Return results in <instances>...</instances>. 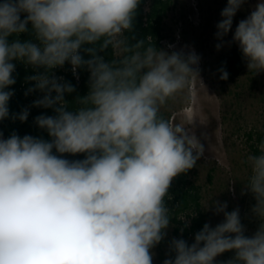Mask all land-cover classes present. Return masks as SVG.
<instances>
[{
	"label": "clouds",
	"instance_id": "obj_1",
	"mask_svg": "<svg viewBox=\"0 0 264 264\" xmlns=\"http://www.w3.org/2000/svg\"><path fill=\"white\" fill-rule=\"evenodd\" d=\"M142 2L0 0V122L24 123L30 108L53 113L33 120L48 139L0 131V264H153L173 219V181L205 153L194 132L161 109L194 77L203 82L194 48L137 38ZM246 3L226 0L215 47L232 33L228 43L257 75L264 72V0L233 31ZM17 63L35 73L25 77V96L39 93L18 113L9 108ZM66 64L77 81L80 70L89 73L87 93L71 102L66 95L76 86L55 72ZM218 72L229 78L224 66ZM257 147L241 192L255 200L257 229L247 234L239 207L228 211L227 201L213 199L206 211L223 219L204 223L190 243L185 218L162 264H264V140ZM225 253L232 255L218 260Z\"/></svg>",
	"mask_w": 264,
	"mask_h": 264
},
{
	"label": "rangeland",
	"instance_id": "obj_2",
	"mask_svg": "<svg viewBox=\"0 0 264 264\" xmlns=\"http://www.w3.org/2000/svg\"><path fill=\"white\" fill-rule=\"evenodd\" d=\"M256 2L248 0L237 13L233 31ZM225 6L226 0H173L163 21L161 48L166 43L177 48L185 45L194 48L201 57L199 75L203 84L194 77L189 87L170 99L161 111L170 122L188 126L205 147L204 156L189 180L199 187L206 222L214 226L223 219L222 214L206 211L211 201H227L228 211L239 207L242 223L250 235L257 229L259 220L251 212L255 205L251 193L241 194L250 175L247 157L252 154L245 133L255 131L264 135V72L254 75L242 60V71L233 82L219 78V61L238 47L228 43L232 33L224 38L220 50L215 47L219 43L215 37L216 24ZM172 237L176 236L174 226L170 225L166 239L153 250V264H162ZM231 255L225 253L218 260H227Z\"/></svg>",
	"mask_w": 264,
	"mask_h": 264
},
{
	"label": "trees",
	"instance_id": "obj_3",
	"mask_svg": "<svg viewBox=\"0 0 264 264\" xmlns=\"http://www.w3.org/2000/svg\"><path fill=\"white\" fill-rule=\"evenodd\" d=\"M173 0H143L138 9L135 21V31L137 38H145L150 42L155 43L157 47L161 48V42L164 40L163 35V21L171 8ZM30 27V26H29ZM29 34H21L20 39H29ZM242 56L237 48H233L225 57H222L218 63V69L224 66L229 73L227 81L233 82L242 71ZM56 75L63 76L67 81H70L77 88V92L66 95V99L71 102L77 94L85 95L88 91L87 81L89 73L86 70L79 71V81L72 75L70 65H65L62 69L55 70ZM35 74L31 68H26L23 64L17 63L16 84L12 86L15 95L9 102L10 112L18 113L23 107L30 106L39 93H34L25 96V91L30 84L25 83V77ZM52 115L50 109L30 108L28 120L21 123L19 120L12 121L6 119L0 122V131L3 132L4 137L7 138L13 131L20 136L33 135L41 136L48 139L47 133L37 128L34 123V117L40 114ZM165 117V115L163 114ZM166 118V117H165ZM168 119V118H167ZM246 140L250 143L252 154H259L257 145L264 140V135L255 131L245 133ZM69 159H83L82 155L76 157H68ZM195 173V168L186 174L177 177L170 189L171 200L167 201L171 209L173 219L171 225L174 226V235L180 238V229L184 227L183 220L189 218L191 220L190 227L184 228L183 238L192 242L194 234L199 231L203 224L206 223V216L201 208V196L199 187L194 182L189 180V177ZM211 178V177H209ZM194 216V217H193Z\"/></svg>",
	"mask_w": 264,
	"mask_h": 264
},
{
	"label": "bare ground",
	"instance_id": "obj_4",
	"mask_svg": "<svg viewBox=\"0 0 264 264\" xmlns=\"http://www.w3.org/2000/svg\"><path fill=\"white\" fill-rule=\"evenodd\" d=\"M195 103H196V101H194V104H195ZM194 104H193V105H194Z\"/></svg>",
	"mask_w": 264,
	"mask_h": 264
}]
</instances>
